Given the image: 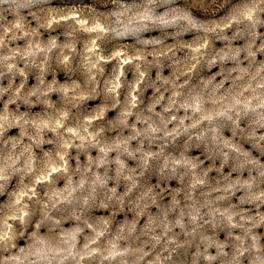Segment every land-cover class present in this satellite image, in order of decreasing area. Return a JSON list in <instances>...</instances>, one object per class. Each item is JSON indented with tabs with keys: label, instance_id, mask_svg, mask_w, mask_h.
I'll return each mask as SVG.
<instances>
[{
	"label": "clouds",
	"instance_id": "9594fccd",
	"mask_svg": "<svg viewBox=\"0 0 264 264\" xmlns=\"http://www.w3.org/2000/svg\"><path fill=\"white\" fill-rule=\"evenodd\" d=\"M0 264H264V0H0Z\"/></svg>",
	"mask_w": 264,
	"mask_h": 264
}]
</instances>
